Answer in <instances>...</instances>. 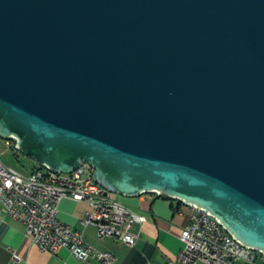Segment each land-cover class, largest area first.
<instances>
[{"label":"water","instance_id":"1","mask_svg":"<svg viewBox=\"0 0 264 264\" xmlns=\"http://www.w3.org/2000/svg\"><path fill=\"white\" fill-rule=\"evenodd\" d=\"M0 139L264 255V0H0Z\"/></svg>","mask_w":264,"mask_h":264},{"label":"built area","instance_id":"2","mask_svg":"<svg viewBox=\"0 0 264 264\" xmlns=\"http://www.w3.org/2000/svg\"><path fill=\"white\" fill-rule=\"evenodd\" d=\"M95 173L87 169V162H82L72 174H56L37 163L29 170L25 166H9L0 157L3 212L6 217L24 224L27 237L45 253L57 255L67 249L83 263L116 264V255L92 246L85 240L84 231L74 229L58 217L64 200L88 203L92 211L82 221L84 228H96L100 239L122 242L130 248L136 246L140 236L133 230L149 223V217L123 204L119 195L97 186ZM180 239L184 245L182 251L175 259L167 258L164 264H237L241 261L264 264L259 252L230 238L216 219L194 207ZM147 264L157 263L148 261Z\"/></svg>","mask_w":264,"mask_h":264},{"label":"crops","instance_id":"3","mask_svg":"<svg viewBox=\"0 0 264 264\" xmlns=\"http://www.w3.org/2000/svg\"><path fill=\"white\" fill-rule=\"evenodd\" d=\"M13 147L15 146L12 142L0 139V157L9 166H14L17 161ZM120 201L150 219L143 227H136L133 230L140 236L134 248L112 239H100L94 227L84 228L82 221L92 211L88 203L64 200L59 206L58 217L74 229L84 231L85 240L92 246L116 255L118 258L116 264H147L148 261L164 264L167 258L175 259L179 255L184 247L180 237L190 223L192 207L161 198L156 194L135 198L120 196ZM0 264L102 263H83L73 257L67 249L57 255L41 251L27 237L25 225L6 217L0 203ZM237 264L249 263L241 261Z\"/></svg>","mask_w":264,"mask_h":264},{"label":"rangeland","instance_id":"4","mask_svg":"<svg viewBox=\"0 0 264 264\" xmlns=\"http://www.w3.org/2000/svg\"><path fill=\"white\" fill-rule=\"evenodd\" d=\"M34 164V161L27 158V157H21L20 162H15V165L17 168H23L26 167L27 170H29Z\"/></svg>","mask_w":264,"mask_h":264},{"label":"bare ground","instance_id":"5","mask_svg":"<svg viewBox=\"0 0 264 264\" xmlns=\"http://www.w3.org/2000/svg\"><path fill=\"white\" fill-rule=\"evenodd\" d=\"M17 149V148H16ZM87 169H93V172H96L95 171V168L93 167V165L92 164H90V163H88L87 162ZM95 183L97 184V186H101L100 184H98L97 182H96V179H95ZM207 217H210L211 219H215L214 217H212L210 214H208L207 213ZM218 222V221H217ZM221 227H222V229L224 230V232H226L227 234H228V236L230 237V238H233L234 239V237L229 233V232H227L226 231V229L221 225ZM260 255H262L263 257H264V255L263 254H261L260 253Z\"/></svg>","mask_w":264,"mask_h":264},{"label":"trees","instance_id":"6","mask_svg":"<svg viewBox=\"0 0 264 264\" xmlns=\"http://www.w3.org/2000/svg\"><path fill=\"white\" fill-rule=\"evenodd\" d=\"M6 141V140H5ZM9 142H12L13 144H14V146H15V142L14 141H9ZM13 150H14V152H15V156H16V162H20V158L21 157H25L24 155H22L15 147H13ZM161 198H164V199H168V200H172V201H176V200H173V199H170V198H168V197H166V196H161ZM178 203H180V204H184V203H182V202H179L178 201Z\"/></svg>","mask_w":264,"mask_h":264}]
</instances>
